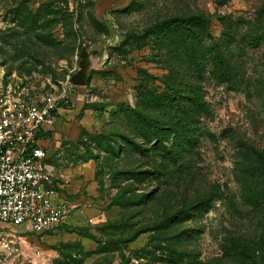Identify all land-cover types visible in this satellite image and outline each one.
Wrapping results in <instances>:
<instances>
[{
	"label": "rangeland",
	"instance_id": "374dc122",
	"mask_svg": "<svg viewBox=\"0 0 264 264\" xmlns=\"http://www.w3.org/2000/svg\"><path fill=\"white\" fill-rule=\"evenodd\" d=\"M218 43L238 88L216 79ZM195 57L207 110L178 178L179 134L142 127L173 114L166 84ZM1 97L53 103L43 143L67 212L48 232L5 227L18 250L0 264H264V202L234 177L264 152V0H0Z\"/></svg>",
	"mask_w": 264,
	"mask_h": 264
},
{
	"label": "built area",
	"instance_id": "2783aa9c",
	"mask_svg": "<svg viewBox=\"0 0 264 264\" xmlns=\"http://www.w3.org/2000/svg\"><path fill=\"white\" fill-rule=\"evenodd\" d=\"M54 121L50 100L0 98V247L10 252L18 248L9 247L5 227L28 223L30 230L40 233L56 228L66 215L67 202L38 135Z\"/></svg>",
	"mask_w": 264,
	"mask_h": 264
},
{
	"label": "trees",
	"instance_id": "16d2710c",
	"mask_svg": "<svg viewBox=\"0 0 264 264\" xmlns=\"http://www.w3.org/2000/svg\"><path fill=\"white\" fill-rule=\"evenodd\" d=\"M182 31L185 32L186 36L194 32V30H191L189 22L186 20H182ZM214 48L215 50L210 61L214 67L217 66L221 69L216 75V79L221 82L228 81L231 84H235V87L238 88L240 82H234V80L229 77L230 74L226 68L227 55L223 51V47L218 43ZM194 59L197 61L196 66H193L191 63L180 61L179 76L166 84L168 96L165 99L169 103H173V114L167 111L170 117L164 118V120L160 117L144 115L146 123L144 121L142 127L146 128L147 131L153 130L155 132L157 131V133L162 127H168L172 129L173 134H179L181 143H179L177 148H169L165 156L168 158L167 162H171V168L167 167L168 173H174L176 176L180 175L181 178L185 177L184 170L189 163L188 155L191 152V144L195 141L194 126L197 119L207 110L205 100H203L201 96V82L203 80L201 72L204 67L202 63L204 60L198 57ZM160 121H163V123ZM48 134L49 130L38 133V135L43 138ZM141 136L143 137L142 133ZM149 137L150 136L147 135V139H150ZM155 139L158 140V136H156ZM238 163L239 165L234 168V177L240 187V198L250 207L258 209L264 202V152L256 148H251L250 156L248 155L247 159H242L238 161ZM207 198L208 196L203 200ZM48 231L51 230L45 232Z\"/></svg>",
	"mask_w": 264,
	"mask_h": 264
}]
</instances>
